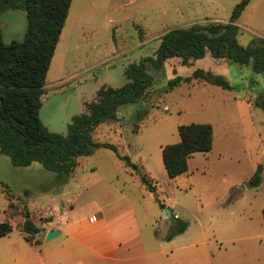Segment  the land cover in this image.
I'll return each mask as SVG.
<instances>
[{"label": "rangeland", "instance_id": "rangeland-1", "mask_svg": "<svg viewBox=\"0 0 264 264\" xmlns=\"http://www.w3.org/2000/svg\"><path fill=\"white\" fill-rule=\"evenodd\" d=\"M239 1L72 0L46 75L41 123L50 132L66 135L71 118L85 112V103L95 100L102 85L122 87L127 82L125 68L152 57L165 33L193 24L227 23ZM236 24L241 46H248L254 38L264 39V0H250ZM0 28L4 44L21 42L27 28L25 12H3ZM196 69L223 76L233 89L192 80L168 90L171 79L189 77ZM146 71L152 86L136 103L121 107L116 120L99 125L92 140L115 145L119 154L127 156L155 185V194L105 148L78 158L70 189L68 186L61 195L56 174L38 163L12 166L10 159L0 154V223L6 220L11 198L19 211L23 206L29 211L42 229L39 235L43 241L45 215L56 218L55 208L73 200L75 214L82 216L88 209L89 193H74L99 177L112 181L111 191L120 189L130 201L132 211L125 225L137 227L139 237L123 253L138 256L132 264H264V170L257 188L247 186L255 165L264 168V113L253 106L259 95L264 96L263 76L250 65L211 57L191 66H182L177 58L160 69L146 64ZM72 76L69 82L59 84ZM191 123L212 126V150L194 154L189 171L169 179L161 148L178 143L177 128ZM241 187L246 191L240 199L224 204L230 190L241 192ZM155 197L164 209L188 224L183 234L170 241L165 238L172 224ZM8 221L13 228L0 238V264H37L41 248L23 239L21 215ZM42 243L46 248L51 242ZM156 250L161 254L147 260L145 254Z\"/></svg>", "mask_w": 264, "mask_h": 264}, {"label": "trees", "instance_id": "trees-1", "mask_svg": "<svg viewBox=\"0 0 264 264\" xmlns=\"http://www.w3.org/2000/svg\"><path fill=\"white\" fill-rule=\"evenodd\" d=\"M249 1L240 0L233 7L227 23L193 24L165 33L152 57H145L125 68L127 82L122 87L114 89L102 86L96 92L95 100L85 103V112L71 118L66 135H60L50 132L41 123L39 111L46 75L72 0H0V15L9 10H22L27 19L21 42L4 44L0 28V154L7 156L15 167L38 163L65 183L77 167L78 158L105 148L138 177L146 190L155 194V185L136 164L127 156H121L115 145L93 142L92 133L99 125L116 120L121 107L136 103L152 86L146 64L160 69L166 61L177 58L182 66H191L192 62L211 57L250 65L253 72L264 78V39L254 38L246 47L237 42L239 27L236 22ZM192 80H201L222 90L233 89L223 76L201 69H196L189 77H174L167 83V88L171 91L181 83ZM253 106L264 113V96L259 95L253 101ZM177 131L179 142L161 148L162 164L169 179L186 173L188 160L194 154L210 152L213 146V129L209 124L181 125ZM262 172L263 166L257 165L247 186L258 187ZM155 201L161 210L165 208L157 197ZM18 211L9 198L6 220L0 223V238L12 232L13 227L8 219L19 214L22 217L23 239L38 245L39 241H34V238L42 229L32 221L26 207ZM50 221L51 218L45 219V222ZM187 225V222L175 218L166 241L183 234Z\"/></svg>", "mask_w": 264, "mask_h": 264}, {"label": "crops", "instance_id": "crops-1", "mask_svg": "<svg viewBox=\"0 0 264 264\" xmlns=\"http://www.w3.org/2000/svg\"><path fill=\"white\" fill-rule=\"evenodd\" d=\"M128 1L131 2V0ZM73 78L74 76L60 80L59 84L67 83ZM104 85L107 86L106 84L102 86ZM257 165L260 164L257 163L255 168ZM78 166L79 163L67 182L62 183L57 177L55 178L58 183V195L64 193L69 185L71 186ZM110 186H113L112 181L105 182L97 177L86 188L78 187L74 196L82 195L81 192L86 190L89 193L88 209L83 212L82 216L75 214L77 204L73 200L67 201L58 210L55 208L56 218L45 215V218H51V221L44 225L46 231L42 235L43 241H40V235L34 239V241H39L38 245L25 241L30 246L41 248L37 264H132L137 261L138 256H125L123 253V250L139 237L137 227L125 225L128 212L132 211L130 201L120 189L115 187L114 191H111ZM230 191L224 204L231 205L240 199L246 187H241V192L236 188ZM173 216L179 218L177 214ZM49 230H57L59 235L46 241V234ZM42 242L51 243L45 248ZM158 254H161V251L156 250L145 254V257H148L147 260L150 261ZM20 259L24 261L26 257Z\"/></svg>", "mask_w": 264, "mask_h": 264}, {"label": "water", "instance_id": "water-1", "mask_svg": "<svg viewBox=\"0 0 264 264\" xmlns=\"http://www.w3.org/2000/svg\"><path fill=\"white\" fill-rule=\"evenodd\" d=\"M164 210V216L168 221L173 224L175 217L171 214V212L168 209H163ZM59 235V232L57 230H49L46 234V241H50L54 238H56Z\"/></svg>", "mask_w": 264, "mask_h": 264}]
</instances>
